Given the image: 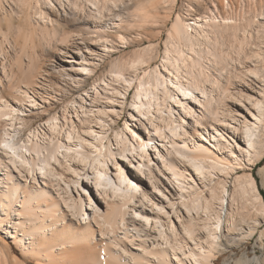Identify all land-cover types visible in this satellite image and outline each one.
I'll return each mask as SVG.
<instances>
[{"label": "bare ground", "instance_id": "6f19581e", "mask_svg": "<svg viewBox=\"0 0 264 264\" xmlns=\"http://www.w3.org/2000/svg\"><path fill=\"white\" fill-rule=\"evenodd\" d=\"M123 1L0 0L22 75L2 49L0 233L26 260L1 236L0 256L16 264H219L236 237L264 241V0L242 19L179 13L160 65L136 32L155 5L124 19ZM38 44L63 57L57 76ZM61 84L76 93L57 112ZM37 115L48 119L29 126ZM248 257L237 264L264 262Z\"/></svg>", "mask_w": 264, "mask_h": 264}, {"label": "rangeland", "instance_id": "374dc122", "mask_svg": "<svg viewBox=\"0 0 264 264\" xmlns=\"http://www.w3.org/2000/svg\"><path fill=\"white\" fill-rule=\"evenodd\" d=\"M147 1H148V3H149V1L153 2V4L155 5V6L153 5L154 8L156 7V12L153 15L155 20L152 19V21L144 24L145 29L142 27L141 29H138L136 32L142 33L143 34L142 37L148 39L149 42L147 44H149L151 42L157 46L158 55L156 53L155 58L157 60L155 59V61L159 65L162 63L164 55H165V50H166V46H165L166 44L165 43L168 39L170 29L172 28L173 22L175 21L177 15L179 13L182 15L183 19L186 22H191V23H193L192 21L196 20L197 18L206 19L208 16L213 17L215 14H217V15L222 14V15L226 16L228 14V12L231 13L232 16H234L236 18L242 19L244 16H246V13H247V17L249 16V12H250L249 8L252 7L251 9H253V6H254L252 0H153V1L152 0H124L123 1L124 3L119 4V8H116V10L119 13H121V15L124 17V19H128L130 17L129 14L132 12L133 7L136 5L135 3H137V2L147 3ZM227 2H229V5H227L228 4ZM5 7L8 10H10L9 5H7V6L5 5ZM0 14L2 15L1 12H0ZM243 14H244V16H243ZM64 18L65 19L63 21H61L62 24L64 23L63 25L66 24L67 20H71V19L75 20V18L71 15H69V16L66 15ZM77 27L81 28L83 30L88 29V28H86V25H84V24L79 25V26L77 25ZM113 27H114L113 23L111 21H108L104 29L107 32L113 33L115 35L118 32ZM72 30H76V28H72ZM130 34L134 35V33H130ZM10 36H8V38L7 37L5 38V36H0V49H1L0 55L2 54L1 53L2 49L5 51H8L9 54L12 55L11 56V60L13 61L12 63L15 64V60L12 59V57H15L13 54L15 52L13 51L11 44H9L8 42H15L16 36H15V34L14 35L10 34ZM19 41H20V47H21L23 41H22V39H19ZM38 46H39V48L37 47L38 48L37 51H40V56H41L40 65L43 63L41 65L42 67L40 66L41 69L49 70L50 73H52L53 75L56 74L55 76H57V72H56L57 70H55L54 68L60 65V63L62 61L61 59H63V57L54 53V52L49 53L48 51H43L44 47L42 45L40 46L39 44H38ZM1 61L2 60H0V67H1V63H2ZM238 62L239 61L237 60V62H235L236 64H234L233 71L235 70V68H236V70L233 73L237 74V75L239 74V76H240V71L242 70V68L240 67L239 64H237ZM107 65H108L107 63L103 64V67H106ZM17 67H18L17 65L13 66L14 71L16 70L19 74V78H21L22 75H20V71H18L19 69L17 70ZM237 70L239 73L237 72ZM15 74H16L15 75L16 80H19L18 74L17 73H15ZM0 75L2 76L1 72H0ZM51 80H52L51 81L52 83L50 82L51 84L60 82L53 77L51 78ZM92 81L93 80H90V83H92ZM4 84H6V82ZM61 87L66 89L68 96L64 100H62V102L56 104L55 109L57 112H62L64 110L65 105H66L65 103H67V101L69 99L68 97H71L72 94L76 93L75 91H72V90H75L74 87L68 88L65 84H63V85L61 84ZM2 89L4 90V88H2ZM133 94H134V90L131 91V93L128 97L129 100H128V105L126 108L127 110H128V107H130L131 102L133 101ZM75 96H77V94H75ZM127 110H126V112H127ZM126 112H125V114L122 115V119L119 121L120 125L117 127L115 126L114 127L115 130H113L111 132L112 133L111 138L113 137L112 139H114V137L116 135L115 131H120L122 128H125L124 123L128 117ZM45 119H48V117L42 116V115H37V117L30 118L29 120L32 122H28V123L30 124L29 126L34 125V127H36L38 124L42 123V121ZM38 122H40V123H38ZM113 132H114V134H113ZM238 133L242 136L241 131H238ZM260 164L264 165V161ZM256 168L259 169V166ZM255 176L258 178V181H259L260 186H261V190H263V192H264V187L262 185L263 176H260V174L258 173V170L255 172ZM229 189H230V191L233 190L232 187H229ZM242 205H244V203H241V205L239 203H235L233 205V211L235 214H236V212H238V214L239 213L240 214H246L247 213L246 212L247 210L244 209L242 207ZM238 207H240V209H238ZM241 209L245 210V211H243L244 213L242 212ZM260 235H261L260 232L256 233L250 239L243 240L242 242H239L241 240H238V239H240V237H236V240H237V242L235 243L236 245L233 244L232 248L229 249L224 255H220L219 264H224L227 261L229 264H237L238 261H240V259H242L243 257H246V256H249L248 258L255 261V262L263 261L264 260V241H262V239L260 238ZM0 236L4 237V239H6L11 244V246L13 247L14 253L22 261L26 260L25 256L22 254L21 249L12 240L6 238L1 233H0ZM0 246H2V242L0 243ZM2 257H5V256H2ZM1 258H0V264H12V263L16 264L14 262V260L11 259V258H14L12 255L7 257L8 260L6 259V257L2 258V259ZM27 260H29L31 262L28 264H36V261L32 258H28ZM262 263L264 264V262H262Z\"/></svg>", "mask_w": 264, "mask_h": 264}, {"label": "trees", "instance_id": "16d2710c", "mask_svg": "<svg viewBox=\"0 0 264 264\" xmlns=\"http://www.w3.org/2000/svg\"><path fill=\"white\" fill-rule=\"evenodd\" d=\"M261 164H259L258 166H260ZM256 177V176H255ZM256 179H257V181H258V178L256 177ZM259 182V181H258ZM261 193H262V195H263V197H264V192H263V190H261Z\"/></svg>", "mask_w": 264, "mask_h": 264}, {"label": "snow or ice", "instance_id": "6c2138e0", "mask_svg": "<svg viewBox=\"0 0 264 264\" xmlns=\"http://www.w3.org/2000/svg\"><path fill=\"white\" fill-rule=\"evenodd\" d=\"M4 147H5V148H7V147H8V145H7V144H5V145H4Z\"/></svg>", "mask_w": 264, "mask_h": 264}]
</instances>
